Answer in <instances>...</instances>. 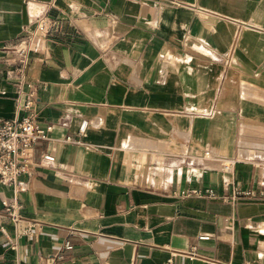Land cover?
<instances>
[{"label": "crops", "instance_id": "0c3cea01", "mask_svg": "<svg viewBox=\"0 0 264 264\" xmlns=\"http://www.w3.org/2000/svg\"><path fill=\"white\" fill-rule=\"evenodd\" d=\"M31 111L0 264H264V0H0V120Z\"/></svg>", "mask_w": 264, "mask_h": 264}, {"label": "built area", "instance_id": "2783aa9c", "mask_svg": "<svg viewBox=\"0 0 264 264\" xmlns=\"http://www.w3.org/2000/svg\"><path fill=\"white\" fill-rule=\"evenodd\" d=\"M56 30V20L50 15H41L35 20V28L32 31L26 30L27 34L24 40L31 41L35 36H39L45 41L50 40ZM29 48L19 49L20 55L25 58L29 55ZM34 93L31 94V99L27 102L26 108L30 109L34 104ZM87 122H83L81 132L86 130ZM52 127H42L38 122L37 115L31 111L29 114L15 119L0 120V182L8 187H15L18 179L26 173H29L33 166L34 151L38 144L49 138V133ZM69 140L71 138H68ZM52 160V157H47ZM199 195L200 192L193 190L186 192V195ZM204 195L214 197L212 190H206ZM250 195H253L251 193ZM21 206L17 201H14L6 207L7 213L18 222L20 217L17 211ZM31 230L26 231L28 234ZM72 248L70 240H66L58 252L57 257L62 259L61 253L65 249ZM197 253L194 250L189 252L187 257L194 258ZM168 264H176L172 260ZM222 264V263H218ZM249 264V263H246Z\"/></svg>", "mask_w": 264, "mask_h": 264}]
</instances>
